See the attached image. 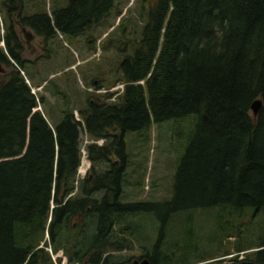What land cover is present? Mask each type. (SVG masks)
Here are the masks:
<instances>
[{"label":"trees","instance_id":"obj_1","mask_svg":"<svg viewBox=\"0 0 264 264\" xmlns=\"http://www.w3.org/2000/svg\"><path fill=\"white\" fill-rule=\"evenodd\" d=\"M45 4L0 0L10 23L0 38L6 69L0 75V264H55L48 245L63 251L68 264H117L112 252L139 240L140 213L159 224L150 252L139 257L151 264H209L229 248L234 264H264V0H136L137 17H121L116 26L107 19L120 16L118 0H51L49 12ZM14 11L45 45L57 35L106 30L100 48L113 62L101 75L111 72L123 90L103 92L107 80L92 78L96 91L85 94L80 119L69 109L51 126L39 110L44 97L24 78L28 61L20 57ZM98 40L86 41L93 42L87 49L95 52ZM256 100L261 108L254 119ZM183 119L193 128L170 200L121 202L125 135ZM81 131L89 139L90 168L79 179ZM168 137L179 143L175 134L162 139ZM200 210L216 212L210 244L216 250L201 249L192 228L189 251L177 262L182 249L167 246L173 216Z\"/></svg>","mask_w":264,"mask_h":264},{"label":"rangeland","instance_id":"obj_2","mask_svg":"<svg viewBox=\"0 0 264 264\" xmlns=\"http://www.w3.org/2000/svg\"><path fill=\"white\" fill-rule=\"evenodd\" d=\"M43 1L46 3V11L49 12L51 0ZM135 7L136 0H118L117 10L121 11L120 16L111 15L107 19L108 24L116 26L121 17L123 19L128 17L136 18L137 12L135 11ZM25 15L27 16V14ZM14 16L16 17L14 18ZM18 17L22 18L24 15L22 16L17 11H14L12 15L13 25H15V20ZM6 23L8 24L9 21L0 10V38L5 34ZM134 23L136 24L137 22L135 21ZM110 31L111 29L107 33ZM31 32L33 33V39L32 41L29 40V52L24 50V53H22L24 61H28L24 65V72L29 78L30 85L37 86L41 84L40 88H32L36 89L37 98H40V96L44 97V103L40 105L39 110L43 111L51 126L57 125L62 120L64 112L69 109L75 110L74 117L76 120L80 119L78 109L85 106V94L96 91L91 86L92 78L99 77L98 79H106L108 81H103V86L105 87L101 91L113 89V87L121 85L112 82V75L109 77L111 72H108L105 76L101 75V72L106 70L107 60H109L110 64L113 62L112 57L109 56L108 59L101 49L104 48V43L100 46V41L105 38L103 35L106 30L95 27L90 34L77 38H64L61 35H57L48 45H45L43 39L36 36L32 30ZM96 38H99V40L95 42L96 51L93 52L89 48L87 49L88 45H91L93 42L86 44V41H92V39ZM31 47L35 50V54L30 52ZM0 49H4L2 41H0ZM60 95L64 99H61ZM188 120L183 119L181 122L179 120L168 121L159 125H153L148 132L144 130L125 135L128 168L126 183L123 186V194L120 197L121 202L161 203L170 200L173 176L193 128L192 126L190 129L188 123H185ZM168 133L177 135V142L179 143H174L169 137L162 139ZM88 143L89 139L81 131L80 146L82 159L78 170L79 179L84 178L90 168V163L86 159L85 153ZM97 144L101 145L102 141ZM211 212L212 210H200L193 215L183 213L173 216L174 219L172 221H175V219L176 221L173 223L171 221L170 231L173 233H170V241L168 239L167 246L170 249L178 247V250L182 249V255L180 254L175 258L177 262L183 259L184 252L189 251L186 244L189 242L187 238L188 231L192 230V228L195 233V237L193 238L200 243H198L200 248L202 245H205L209 250L213 248L216 250L210 244H213L211 241H213L214 227L218 224V219L216 218V212ZM135 220L134 224L138 231L139 240L134 236L131 248L112 252L113 258H111V262L132 264L135 260H142L139 257H141L143 252H150L146 250H150L151 245L155 242L159 224L153 215L147 213L138 214ZM73 223L77 222L73 221ZM254 228L256 227L252 226V229ZM230 241L234 243L235 240L232 238ZM45 249H50L49 245ZM226 249L228 250L227 247ZM229 249V255L225 257H221L222 252H216L219 254L214 256L215 259L211 260L209 264H234L231 260L236 256L235 250ZM197 252V256H199L202 250H198ZM60 253H52V255L57 257L56 254L60 255ZM56 263L62 264V261L57 262L56 260Z\"/></svg>","mask_w":264,"mask_h":264},{"label":"flooded vegetation","instance_id":"obj_3","mask_svg":"<svg viewBox=\"0 0 264 264\" xmlns=\"http://www.w3.org/2000/svg\"><path fill=\"white\" fill-rule=\"evenodd\" d=\"M16 16H14L15 18ZM12 24L13 23V18H12ZM9 28L10 27V23L7 25ZM13 30H14V33L16 34L17 38H18V41L19 43L21 44V47H22V51L20 52V57L22 60H24L22 58V53H24V50L28 51L29 52V37H28V30H29V27H27L26 25H23L21 22H20V19H16L15 20V25H13ZM28 49V50H27ZM30 52L32 54H35V50L32 49L31 47V50ZM2 64V63H1ZM3 65V64H2ZM4 67V66H3ZM78 221V220H77ZM59 254H57V259H59V261H62L63 264H68V260H67V257L65 256L64 252L61 251L60 255L58 256ZM143 260V259H142ZM147 260V259H146ZM138 261H141V260H138ZM148 261V260H147ZM149 262V261H148ZM150 263V262H149ZM29 264V262L27 263ZM57 264V263H56ZM151 264V263H150Z\"/></svg>","mask_w":264,"mask_h":264},{"label":"water","instance_id":"obj_4","mask_svg":"<svg viewBox=\"0 0 264 264\" xmlns=\"http://www.w3.org/2000/svg\"><path fill=\"white\" fill-rule=\"evenodd\" d=\"M28 39L30 41H32L33 39V33L31 32V30L29 29L28 30ZM6 73V69L3 67V65L0 63V75H3ZM260 108H261V102L259 100H256L252 103L251 105V112H252V116L254 119L257 118L258 116V113L260 111ZM132 264H150L146 259H143L141 261H138V260H135L133 261Z\"/></svg>","mask_w":264,"mask_h":264},{"label":"built area","instance_id":"obj_5","mask_svg":"<svg viewBox=\"0 0 264 264\" xmlns=\"http://www.w3.org/2000/svg\"><path fill=\"white\" fill-rule=\"evenodd\" d=\"M26 83L29 85V82L26 80ZM113 90H120V91H122L123 90V85L121 84V85H118L117 87H115V88H113L111 91H113ZM36 89H33V88H31V92L35 95L36 94ZM103 92H105V91H103ZM47 251L49 252V254H50V256H51V258H52V260H53V262L56 264V260L54 261V259H56L57 257H54L53 255H52V252H51V249H47ZM57 256V255H56Z\"/></svg>","mask_w":264,"mask_h":264},{"label":"crops","instance_id":"obj_6","mask_svg":"<svg viewBox=\"0 0 264 264\" xmlns=\"http://www.w3.org/2000/svg\"><path fill=\"white\" fill-rule=\"evenodd\" d=\"M24 74V73H23ZM25 78L28 80V82H29V78L26 76V74H25ZM31 87H35V86H33V85H31ZM36 88V87H35Z\"/></svg>","mask_w":264,"mask_h":264}]
</instances>
